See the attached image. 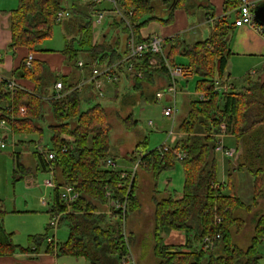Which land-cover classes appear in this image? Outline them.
<instances>
[{
  "label": "trees",
  "instance_id": "1",
  "mask_svg": "<svg viewBox=\"0 0 264 264\" xmlns=\"http://www.w3.org/2000/svg\"><path fill=\"white\" fill-rule=\"evenodd\" d=\"M241 5L242 0H225V15L206 14L207 18L214 17L211 34L206 39L188 44L183 35H176L165 40L163 53L146 51L141 56H131L129 40L132 34L136 42H143L140 31L152 21L170 24L177 9L191 14L195 9L208 11L209 0H122L121 14L112 16L108 22L112 36L107 39L105 32L96 42H93V19L101 9L96 0H74L70 6L66 0H19L10 14V49L44 50L43 42L52 37L54 26L60 23L66 40L63 52L73 68L70 76L59 79L45 62L33 60L31 67L23 64L16 71L35 84L33 92L22 87L10 91L8 80L0 79V120L10 124L15 144L34 145L40 166L46 172L47 164L37 153V146L43 144L55 153L54 176L58 187L51 193L50 215L69 208L61 198L60 187L71 183L80 192L71 211L61 218L59 226L66 224L69 236L58 243V256L85 257L90 264H121L123 256L130 248L132 250V237L128 233L125 236L117 213L107 211L106 191L109 189L114 197L127 200L126 217L141 207L138 170L133 180L122 178V170L108 163L111 157H117L111 152L113 123L107 104L118 95L113 99L107 96L105 104L93 82L78 90L76 86L82 73L92 74L94 65L101 69L110 67L117 76L116 84L124 77L132 84L128 92L121 93L120 102L123 99L127 103L138 95L145 102L154 103L156 92L166 89L172 82L166 66L168 62L172 66L183 65L195 75L197 91L204 93L206 99L192 100L187 117L179 121L176 130L187 133L186 139L177 141L168 150L163 145L140 151L142 147L137 145L129 158L139 163L138 169L151 171L155 178L175 168L177 163H181L184 170L182 197L165 194L160 199L155 198L154 254L159 259L158 264H259L262 258L259 245L264 242V78H261L264 67L257 80L248 75L241 87L235 85L227 92L216 91L218 84L229 82L230 43L237 28V9ZM159 6L160 11L157 10ZM63 10H69L70 15L57 22L56 15ZM81 54L88 57L83 67L77 65ZM179 56L186 58V65L177 60ZM127 57L129 65L118 66ZM58 81H62L63 86L60 98L56 97ZM122 120L137 125L133 113ZM222 123L227 135L243 139L238 166L253 175V204H247L234 191V168L229 172L228 192V183H218L216 146ZM46 129L50 138L44 143ZM65 134L74 140H66ZM34 135L38 139L31 137ZM142 143L146 145L145 141ZM178 153L184 154L183 159ZM15 158L17 167L25 174L28 170H23L20 154L16 153ZM260 204L263 208L256 214L251 244L244 249L234 240V234L247 224L241 212H251ZM5 214L0 199V256L28 251L17 245L13 234L7 231ZM218 217L221 222H217ZM172 229L184 230L187 242L166 244L165 235ZM205 237L213 240L207 250L203 244ZM47 239V234L29 238L36 243L37 250ZM47 249L52 251L50 246Z\"/></svg>",
  "mask_w": 264,
  "mask_h": 264
},
{
  "label": "rangeland",
  "instance_id": "2",
  "mask_svg": "<svg viewBox=\"0 0 264 264\" xmlns=\"http://www.w3.org/2000/svg\"><path fill=\"white\" fill-rule=\"evenodd\" d=\"M18 3L19 0H0V10L15 9ZM99 6L102 8L108 6L110 8V4L108 3H103ZM160 9L161 7L159 6L157 10L160 11ZM198 11L199 10L195 9L193 14ZM202 30L204 31V35L206 34L207 37L210 36L209 27H203ZM105 32L108 33L107 39H109L110 36H112L111 30L106 28L104 33ZM196 34L198 35L199 32ZM99 37V39H102V32L99 33ZM183 37L188 40L185 35H183ZM188 41L191 42L192 40L190 39ZM65 45L66 40L63 25L57 23L54 26L52 37L46 39L42 47L49 52H56L63 51ZM80 58H82L81 60L84 62L88 60V57L84 55L80 56ZM240 58L241 57L231 58L227 67V72L230 73L232 81L237 87H241L244 84L245 79L249 75L248 71L255 67L249 64L252 60ZM177 60L184 63V65L187 63L186 58L182 56H179ZM251 78L252 80H257L259 76L254 74L253 76L251 75ZM261 78H264V76ZM196 80L197 77L191 75L188 79L181 80L178 85L179 91L184 90L190 95H184L183 92L177 94L179 113L175 125H172L173 122L171 119L163 115V108L169 103L167 98L162 101L157 100L154 103H148L145 102L144 99H141L140 96L134 95L127 103H125L123 99L120 102L121 93L123 91L119 93L107 92L105 84L106 92L104 97H100L101 102L107 104L109 98L113 99L114 96L118 95V98L112 100V103L107 104L108 110L111 112V121L113 123L111 152L117 159L111 158L115 160L118 169L123 170V168L135 164L129 161V158L137 145H141L142 148L139 149L140 151L144 149L153 150L164 145L170 130L173 129L176 131L177 125L180 119H182V111L188 113L190 99H197L198 93H201L197 91ZM119 83L122 86L125 85L123 80ZM107 84H109L110 88L114 89V82L107 81ZM128 91L129 89H126L124 93ZM107 96H109V98H106ZM130 113H133V118L137 120V125H129L126 121L122 120V117L124 118ZM149 121H153L154 125H149ZM0 133H3V131L0 130ZM8 134L10 138L8 139L7 145L0 148V198L3 200L4 209L6 211L4 219L7 230L14 233V240L16 243L24 246L30 243V236L44 235L46 232H48L50 236L56 235V240H58V242L66 241L69 236L68 226L63 224L57 229L50 227L51 215L49 213V207L43 206L40 202L41 197H49L51 190L44 186H42L41 189L37 188L39 187L38 185L32 186L28 180L29 178L37 179V184L42 185L43 180L48 178L49 175L43 171L38 173L37 176L32 174L26 175V173L24 174L20 168L17 167L15 154L19 152L23 153L21 163L24 164L26 169L28 170V168L32 167L31 159L33 158L34 161L37 160V157L34 155V145L22 143L18 144L15 149L16 138L13 137L11 131H9ZM31 137L38 139L36 135ZM49 138L50 132L46 129L44 143H47ZM143 141L146 142V145L142 143ZM27 146L28 150H24ZM217 157L219 160L218 177L221 180L223 178L222 157L220 154H218ZM237 162V160H235L234 163L231 162L233 168L237 166ZM232 178H234L233 188L236 192L237 179L235 176H232ZM138 181L141 207L127 215L125 220L126 230L130 237H132V252L136 257V262H138V264H158L159 259L153 253V249L147 251L146 249L141 250V247L144 246V242H147V240L150 241L148 228L151 225L152 219L154 222L155 198H162L165 196L166 191L180 195L184 186V170L181 163H177L175 168L165 170L161 172L158 178H155L151 171L140 168L138 169ZM156 189L158 192L155 191ZM245 195H247V192ZM262 208L260 204L254 207L251 212L247 210L241 212L247 224L241 231L234 234V240L240 247L246 249L250 246L254 235L256 214L262 211ZM43 246L45 247V244ZM259 252L263 257L259 264H264V242L259 245ZM63 258V260H69V264H89L86 259L82 258L77 259L73 256Z\"/></svg>",
  "mask_w": 264,
  "mask_h": 264
},
{
  "label": "crops",
  "instance_id": "3",
  "mask_svg": "<svg viewBox=\"0 0 264 264\" xmlns=\"http://www.w3.org/2000/svg\"><path fill=\"white\" fill-rule=\"evenodd\" d=\"M72 1L74 0H66V4L70 6ZM256 1H257V4H259L260 2L264 0H256ZM242 3H243V0H242ZM209 4H210L209 6L210 8L208 11L202 9L194 14H191L184 9H177L174 13L173 20L170 24H163L158 21H152L149 25H147L146 27H143L140 33L143 39L149 38L150 36H153V35H160L164 38V40L172 38L176 35H185L188 40L190 39L192 40L191 42L186 40L188 44H194L197 41L206 39L209 36L207 37L206 34L204 35V31L202 30V28L206 26L209 27L210 28L209 35H210L212 26H213L212 18L221 17L225 15L226 13L225 12V0H209ZM13 9L14 8L0 10V79L11 80V81L14 80L20 87L25 88L26 90L30 92H33V90L35 89V84L29 79L23 77L21 72L16 71L21 66H23V64H26L28 66V61L31 55L33 56V60H40L42 62H45L46 66H48V68L53 73H55L56 76L59 77V79L61 77L70 76L72 74L73 68L67 62V56L64 54L63 51L49 52L47 49L43 48L44 50L39 51V52H30L27 47H16L14 49H10V43L12 42V32L10 29V14ZM206 12H209V13H206ZM206 14H209L214 17L207 18ZM107 27H108V23L105 24V26L103 27L101 31L102 35ZM197 32H199L198 35L196 34ZM93 33H94L93 42H96L100 38L99 32L93 31ZM230 47H231L232 54L229 60L234 57H241L240 59L243 58V59L252 60L251 62H249V64L255 67L254 69H251L248 71V74L250 76L251 75L253 76L254 74L259 75L260 72L263 71L264 30L261 27H250V26L237 27L232 36ZM81 56H83V54H81ZM90 75L91 74H89L87 71H84L82 73V77H90ZM122 80L124 81L125 85L122 86L120 83L116 84V81H115L114 89L110 88L109 84H106L107 92H122V91L124 92L128 88V86H130L129 88L132 87V84L127 82L128 80L125 79V77L122 78ZM228 84L231 86L230 89L235 87V84L232 81L231 75L229 77ZM179 92L180 93L183 92L184 95H190L188 92L184 90H181ZM191 101L192 99H190V102ZM190 102L188 106V112L190 110ZM182 112H183L182 113L183 115L181 118L184 119L185 117H187L188 113L184 111ZM177 119H178V116H177ZM187 137H188L187 133L176 130L174 133V137L171 139L170 143L172 146H174L177 141L186 139ZM217 138L219 139V136ZM223 143L228 148H233L236 151L233 157L227 156L223 153L216 152L217 153L216 157L218 156V154H220L222 157V167H223V178L221 180L218 177V171H217L218 183L219 184L221 183L224 185L228 183L229 185L226 189V192H228L229 186H230L229 172L233 168L231 165V162L234 163L235 160L238 161V158L242 153L241 147L243 146V139L238 140V138L235 135L226 134L223 137ZM238 147H240L239 150H237ZM14 148L16 149L17 145ZM24 150H28V146L25 147ZM17 154H20V162H21L23 153L19 152ZM34 155L35 157H37L36 154ZM36 159H37L36 161H34L33 158L31 159L32 167L28 168L26 175L32 174L34 176H37L38 173L42 171L44 173H47L46 171L42 170L40 163L38 161V158ZM217 162H218V169H219L218 157H217ZM236 164L237 166H235L234 170H232L233 177L235 176V178L237 179L236 192L240 194L241 198L247 204H253V197H254L253 196L254 195L253 175L247 170L240 168L238 166L239 161ZM22 166L24 167L23 170L26 171V167L24 166L23 163H22ZM133 166L130 165L129 167L127 168L125 167L123 169L130 170ZM32 179L34 178H29L28 180L31 182ZM233 179L234 178H232V180ZM34 180L36 181L37 179H34ZM184 181H185V176H184ZM41 187L42 186L39 185V187L37 188L41 189ZM183 189H184V186H183ZM246 192H247V195H245ZM51 193H52V190L50 191V195ZM165 194L169 195L172 193L169 191H166ZM172 195H174L177 198H180L183 195V191L180 195H176V193ZM107 211L109 212L108 207H107ZM4 223H5V219H4ZM154 224L155 223L153 222V219H152L151 225L148 228V233H149L148 236H149L150 241L147 240V242H144V246L141 247V250L146 249L148 251L150 249H153V253H154V245H155L154 227H153ZM10 233L13 234V240H14V233L13 232H10ZM45 234H47L48 237L56 238V235L50 236L48 232H46ZM186 242H187V234L184 230L172 229L168 231V233L165 235L166 244L183 245ZM16 244L24 248H28V251H18L10 255H2L0 256V264H69L70 263L69 260H63L64 259L63 257H68V256H58L57 255V253L51 247V244L48 241V239H47V242L44 243L45 247L43 246L44 245L43 244L40 246L38 250H37V245L35 242L30 241V243L27 246H24L19 243H16ZM48 246L52 248V251L47 249ZM80 258L86 259L85 257H79L77 259H80ZM86 261L88 260L86 259ZM88 263L90 264L89 261ZM136 264H138V262H136Z\"/></svg>",
  "mask_w": 264,
  "mask_h": 264
},
{
  "label": "built area",
  "instance_id": "4",
  "mask_svg": "<svg viewBox=\"0 0 264 264\" xmlns=\"http://www.w3.org/2000/svg\"><path fill=\"white\" fill-rule=\"evenodd\" d=\"M81 1H89V0H81ZM98 5H102L103 3L110 4L109 7H104L97 12V14L94 16L93 19V31L101 32L105 24H107L112 16H118L121 14L120 11V4L122 0H96ZM257 6L256 0H243L242 5L240 6L239 10V16L236 20V26L242 27V26H250V27H259L257 24L255 17H254V9ZM70 15L69 10H63L57 13L56 15V21L61 22L64 18L68 17ZM130 49H131V56H141L146 51H152L154 53H163L164 43L165 40L160 35H153L149 38L144 39L143 42H136L135 36L132 34L130 40ZM130 57V56H129ZM125 58L124 61H121L118 63V66L124 67L126 65H129L130 58ZM33 62V56L31 55L28 61V66L31 67ZM84 61L79 60L77 62V65L79 67L84 66ZM167 68L169 69L170 75H171V84L164 90H159L156 92V97L158 101H162L163 99L167 98L169 103L164 106L163 108V115L169 119L172 120V125H175L176 118L179 113V108L177 105V94H179V88L178 85L181 80L188 79L189 76L192 74L188 71L186 67L183 65H177L172 66L168 62L166 63ZM129 67H132L131 65ZM139 76H142V72H139ZM117 80V76L112 72V69L110 67L105 68H98L96 65L93 66L92 74L90 77H82L76 88L78 90H82L84 86L88 82H93L95 91L100 97L105 96V84H107V81L115 82ZM20 86L16 83V81L8 80V89L10 91H14ZM62 81H58L56 84V97L60 98L63 96L62 93ZM230 85L227 83L224 84H218L216 86V91L218 92H227L230 90ZM198 98L200 100H205L206 95L204 93H198ZM22 112H25V109L22 108ZM175 122V123H174ZM149 125H154L153 121H149ZM222 133L219 135V141L216 146V152L223 153L227 156L233 157L236 153L235 149L228 148L223 143V137L226 135L225 130L226 126L224 123L221 124ZM0 130L3 131V133H0V148L5 147L8 143L9 131H12V128L10 124L5 120H0ZM175 131L173 129L170 130L169 135L167 137L166 142L164 143V149L168 150L172 147L171 145V139L174 137ZM64 138L69 141H73L74 138L70 135L65 134ZM66 150V149H65ZM37 153L40 154V156L45 160L48 168V178H45L42 182L41 186H44L47 189L54 190L57 188V183L55 181L54 176V160H55V153L52 151H48L46 147L43 144H39L37 146ZM180 159H183L184 154L178 153L177 155ZM108 163L113 168H118L117 164L114 159L110 158L108 160ZM139 168V163H135L134 166L130 170H122L121 171V177L122 178H129L131 177V180H133L137 170ZM30 185H38L37 181L34 179L31 180ZM60 195L62 200L67 203L68 210L65 212H61L58 214L51 215L50 224L49 226L52 228L57 229L59 227L60 221L62 216L65 213H69L71 211V206L74 204L79 198H80V192L75 188V186L71 183H68L62 187H60ZM106 197L108 199L107 201V207L109 212H116L117 218L121 219L122 226L124 230L125 236L127 234L126 230V210H127V200L122 201L116 197H114V194L111 190L107 189L106 191ZM40 202L43 206L49 207L51 202V195L47 198L41 197ZM217 222H221V218H217ZM48 241L51 244V247L53 250L57 253L58 250V241L55 237H48ZM204 249L207 250L213 245V240L210 237H205L203 239ZM121 264H136V259L133 255V252L130 248L129 253H127L125 256H123L121 260Z\"/></svg>",
  "mask_w": 264,
  "mask_h": 264
},
{
  "label": "water",
  "instance_id": "5",
  "mask_svg": "<svg viewBox=\"0 0 264 264\" xmlns=\"http://www.w3.org/2000/svg\"><path fill=\"white\" fill-rule=\"evenodd\" d=\"M254 17L259 26L264 28V1L257 4L254 9Z\"/></svg>",
  "mask_w": 264,
  "mask_h": 264
}]
</instances>
